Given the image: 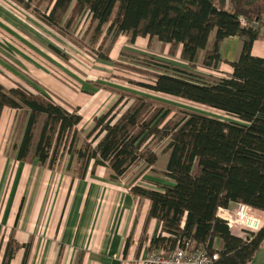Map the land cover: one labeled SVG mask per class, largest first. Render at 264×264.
Returning a JSON list of instances; mask_svg holds the SVG:
<instances>
[{
    "label": "trees",
    "instance_id": "16d2710c",
    "mask_svg": "<svg viewBox=\"0 0 264 264\" xmlns=\"http://www.w3.org/2000/svg\"><path fill=\"white\" fill-rule=\"evenodd\" d=\"M11 1L95 59L111 62L120 36L131 44L137 38L157 39L188 68L140 55L133 57L134 65L114 62L117 71L135 78H114L222 115L117 91V102L95 117L83 136L79 109L70 111L21 85L7 89L0 84V120L5 108L28 112L17 159H37L40 167L54 169L63 159L64 144L77 178L90 167L92 174L105 167L119 181L134 169L156 166L162 148L168 155L166 171L151 170L157 177L147 179L155 188L135 182L130 188L135 197L150 201L147 222L159 224L149 253L170 256L189 241L194 249L217 253L215 264H249L264 246V226L237 235L219 211L235 204L264 213V59L252 54L264 34V0ZM86 23L82 38H76ZM230 37L242 42L232 73L199 74L198 68L219 70L223 43ZM17 249L12 232L0 264H11Z\"/></svg>",
    "mask_w": 264,
    "mask_h": 264
},
{
    "label": "crops",
    "instance_id": "0c3cea01",
    "mask_svg": "<svg viewBox=\"0 0 264 264\" xmlns=\"http://www.w3.org/2000/svg\"><path fill=\"white\" fill-rule=\"evenodd\" d=\"M241 50V40L230 37L223 43L224 62L219 70L196 71L210 78L232 73L231 63ZM252 54L264 59V34L254 43ZM140 55L188 68L179 56L170 57L169 46L157 39L137 38L131 44L125 35L113 44L111 62L95 59L11 0H0V84L7 89L21 85L49 95L70 111L79 109L78 128L84 131L117 102V91L178 103L182 109L190 106L114 78L123 76L114 62L125 64ZM27 118L25 109L5 108L0 120V262L13 232L19 249L11 264H138L149 253L159 224L147 222L151 203L135 197L130 188L134 182L155 188L147 181L157 177L151 170L164 172L167 163L158 168L161 158L151 169H134L127 179L113 181V172L105 167L97 168L95 174L90 167L84 178H77L76 164L69 167L67 151L54 169L40 167L37 159L22 162L16 146ZM255 212L264 221V213ZM242 230L237 228L235 233ZM249 264H264V246Z\"/></svg>",
    "mask_w": 264,
    "mask_h": 264
},
{
    "label": "built area",
    "instance_id": "2783aa9c",
    "mask_svg": "<svg viewBox=\"0 0 264 264\" xmlns=\"http://www.w3.org/2000/svg\"><path fill=\"white\" fill-rule=\"evenodd\" d=\"M241 21L244 22L243 19ZM238 206L240 209L234 214L229 210L221 209L219 216L227 221L231 229L235 225L242 226L243 230L253 229L256 232L262 229V221L251 216V208L245 205ZM218 258L217 253L210 254L205 248L194 249L191 242L185 241L183 246L177 248L170 256L148 253L138 260V264H215Z\"/></svg>",
    "mask_w": 264,
    "mask_h": 264
},
{
    "label": "rangeland",
    "instance_id": "374dc122",
    "mask_svg": "<svg viewBox=\"0 0 264 264\" xmlns=\"http://www.w3.org/2000/svg\"><path fill=\"white\" fill-rule=\"evenodd\" d=\"M46 6V5H45ZM87 23L86 24H83L80 28H78V31H77V34L75 33V37L76 38H78V39H81L82 38V33H84V31L86 30V28H87ZM91 63L92 64H94L92 61H91ZM126 63H127V65H129V64H132V65H134L133 64V62L132 61H127L126 60ZM125 63V64H126ZM121 73H123V76H120L119 75V77H124V78H127V77H132V78H135V76H134V74H127V73H125V72H121ZM173 104H174V106H177V107H180V108H183L181 105H178V103H174L173 102ZM190 105V104H189ZM184 106V105H183ZM186 109H189V110H192V109H194V110H202L203 111V108H200V107H197V106H193L192 107V105H190V106H184ZM193 110V111H194ZM80 130L79 131H81V134L83 135V136H85V134L83 133L84 132V129L83 128H79ZM83 139V138H82ZM159 150V153L161 154V161L159 162V164H158V168H165V166H166V163L168 162V155H166V157L163 155V153H162V148H159L158 149ZM62 151V152H61ZM60 152L61 153H64V152H66V149H65V147H64V144L61 146V148H60ZM165 160H166V162H165ZM240 209V207L237 205V206H234V207H232V210L231 209H229V211H231L233 214L236 212V211H238ZM257 214H256V212H251V216L252 217H254V218H258V219H260L261 221H262V223H263V226H264V221L259 217V216H256ZM236 220V219H235ZM242 226H236L235 225V227L233 228L234 230L235 229H237V228H241ZM241 229H244V228H241ZM246 231H251V232H256L255 230H253V229H250V230H248V229H245Z\"/></svg>",
    "mask_w": 264,
    "mask_h": 264
}]
</instances>
